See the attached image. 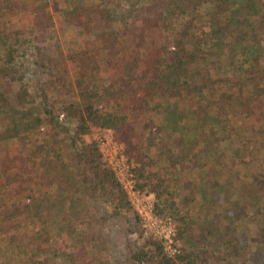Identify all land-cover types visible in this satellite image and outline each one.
I'll use <instances>...</instances> for the list:
<instances>
[{
	"label": "trees",
	"instance_id": "trees-1",
	"mask_svg": "<svg viewBox=\"0 0 264 264\" xmlns=\"http://www.w3.org/2000/svg\"><path fill=\"white\" fill-rule=\"evenodd\" d=\"M98 130L181 216L171 249L85 140ZM181 180L209 219L182 216ZM262 231L264 0H0V264H264Z\"/></svg>",
	"mask_w": 264,
	"mask_h": 264
},
{
	"label": "rangeland",
	"instance_id": "rangeland-1",
	"mask_svg": "<svg viewBox=\"0 0 264 264\" xmlns=\"http://www.w3.org/2000/svg\"><path fill=\"white\" fill-rule=\"evenodd\" d=\"M97 0H86L87 4H92ZM60 27L57 25V27L55 28L56 34L59 35V40L60 43L62 45V48L65 50L66 46L70 47V48H76V47H80L83 48L86 45V40L84 37H82L78 30H67L66 32H64L63 34L60 33L61 31ZM25 51V50H24ZM27 56H30V52L29 49H26ZM91 139H95L98 140L101 144V151L103 153L104 156V160L105 162L111 167H115V171L117 173V175L119 176L120 180L122 181V183L124 185L127 186V188L129 190L130 186H129V176L127 171H129L130 169H132V164H130V162L128 161V158L123 157V147L120 146L119 144H116L114 139H113V135L110 131L107 130H98V131H94L93 134L90 137H86L85 140L87 142H90ZM113 164V165H112ZM53 165V166H52ZM46 164L47 167V174L46 177L48 180H56L57 177H59L61 175V172L58 170V168L55 166V164ZM159 173L161 175H163L164 172L159 171ZM166 174V173H164ZM259 176H261L260 174H258ZM187 182L186 181H182L180 183H178L177 187L175 189L177 192V195L175 196V201L176 203H178L181 206V214L183 215H188V213H190L189 215L194 216L197 213H200L199 215H202L203 219L201 220H207L210 218V214L209 212L206 211L205 207H203L201 205L202 203V197H199L197 194H194L195 197V202L193 201H189V203L187 204V198H191L190 194L188 193V187H187ZM41 190L39 191H43V192H48L49 195H51L52 198H54L55 194V189L53 186H42L40 188ZM38 190L35 191L34 193V198L32 200V202L29 203H36V199L38 197V193H40ZM186 192V194H184ZM131 200L134 204V207L136 208V210H139L141 213H143V215H146V213H148L150 215V219L146 220V225L147 227L144 228L143 224H142V229L145 231V234L147 235H154L157 238L165 241V244L170 247L172 245V241H174V243L176 244L174 237L176 233V227H177V221L178 223H180V215H178L177 212H174L171 209L166 208V206H163V209L165 210L163 215H158L155 211V197L153 195H133V193H131ZM184 204V208L182 207V205ZM220 206V205H218ZM222 208H219L222 210V213H224L225 215H228V211L226 210V206H221ZM151 211H153V213H151ZM53 214V212H52ZM198 216V215H197ZM248 224L250 226H253V222L251 220H248ZM180 225V224H179ZM78 228V230H82L83 227L79 226L76 227ZM56 230H54L53 232H51L50 237H52L53 233ZM15 232V231H13ZM264 232V231H262ZM17 233V232H16ZM7 237H11V234H9ZM18 243H20L19 239H18ZM180 243V242H179ZM182 246L183 244L180 243ZM179 244V246H180ZM177 245V244H176ZM60 246L62 247L63 245L60 244ZM59 246V247H60ZM23 259L26 260L27 258H25V256H21L19 257V260ZM18 260V261H19ZM249 264H252L251 261H249Z\"/></svg>",
	"mask_w": 264,
	"mask_h": 264
},
{
	"label": "built area",
	"instance_id": "built-area-1",
	"mask_svg": "<svg viewBox=\"0 0 264 264\" xmlns=\"http://www.w3.org/2000/svg\"><path fill=\"white\" fill-rule=\"evenodd\" d=\"M116 143V142H115ZM117 144V143H116ZM124 153V152H123ZM124 157H125V155L123 154V159H124ZM126 158V157H125ZM113 165V164H112ZM112 167V166H111ZM114 170H116L115 169V167H114V165H113V167H112ZM116 172V171H115ZM127 173H128V178H129V186H130V189L131 190H129L128 188H127V186L126 185H124L123 183H122V181L120 180V178H119V176H118V178H119V180L121 181V183L124 185V187H125V189L127 190V192H128V194H129V198L131 197V193H133V195H141L139 192H137L136 190H135V186H134V181L132 180V174H131V169L129 170V171H127ZM130 201L132 202V200H131V198H130ZM132 204H133V202H132ZM133 206H134V204H133ZM135 208V207H134ZM136 209V208H135ZM138 213H139V215H140V218H141V220H142V224H143V227L144 228H146L147 227V225L145 224L146 223V220L147 219H150V215L148 214V213H146V215H143V213H141L139 210H136ZM151 213H153V211H151ZM146 226V227H145ZM168 249H171V246L170 247H168Z\"/></svg>",
	"mask_w": 264,
	"mask_h": 264
}]
</instances>
